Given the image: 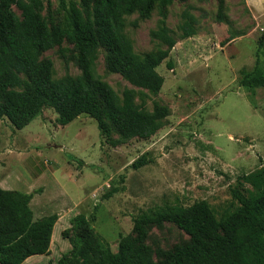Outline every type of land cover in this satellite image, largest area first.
Instances as JSON below:
<instances>
[{
    "label": "rangeland",
    "instance_id": "1",
    "mask_svg": "<svg viewBox=\"0 0 264 264\" xmlns=\"http://www.w3.org/2000/svg\"><path fill=\"white\" fill-rule=\"evenodd\" d=\"M43 3L42 16L49 20L50 14L54 24L64 25L61 1ZM224 7L221 21L215 0L174 2L165 15L156 4L149 19L140 20L136 13L125 17L124 33L139 56L165 49L151 38L163 20L176 40L169 57L156 68L163 78L161 90L146 99L149 111L154 104L169 110L149 139L112 147L109 141L118 139L114 130L110 138L102 137L86 115L60 126L50 107L19 131L0 119V188L33 193L34 220L58 216L49 254L30 257L27 264L56 263L66 254L71 246L63 234L69 233L71 219L78 214L95 217L90 229L112 252L143 212L204 200L220 214L234 203L231 191L237 177L264 164V88L241 85L244 76H264V48L258 49L264 0H224ZM183 13L196 20V33L187 39H181ZM76 54L64 41L41 59L52 62L53 79L77 78L81 72ZM104 57L100 50L96 75L118 96L125 89L147 93L109 73ZM142 156L148 163L133 169L132 163ZM113 187L120 192L102 199ZM188 239L174 225L164 224L150 230L146 244L152 250H170Z\"/></svg>",
    "mask_w": 264,
    "mask_h": 264
},
{
    "label": "trees",
    "instance_id": "2",
    "mask_svg": "<svg viewBox=\"0 0 264 264\" xmlns=\"http://www.w3.org/2000/svg\"><path fill=\"white\" fill-rule=\"evenodd\" d=\"M60 1L66 9L64 25L54 24L50 14L49 20L42 16L43 0H0V119L19 131L50 107L60 126L86 115L96 122L102 137L110 138L114 130L118 139L109 141L112 147L155 135L169 110L154 104L149 111L146 99L148 93L156 96L161 90L163 78L156 68L169 57L176 40L163 20L151 38L165 49L139 56L124 33L125 17L136 13L140 20L149 19L156 4L165 15L174 2L187 0H79L67 5ZM215 1L221 21L224 0ZM182 16L181 39H187L196 33V20L187 13ZM64 41L75 47L81 74L55 80L52 62L41 56ZM262 48L264 32L258 42V49ZM100 50L109 73L147 93L125 89L118 96L102 82L95 72ZM167 66L173 68L170 61ZM241 85L264 88V76H244ZM147 163L142 156L131 167L139 169ZM118 192L113 187L102 199ZM231 196L234 203L220 214L204 200L143 212L133 220L131 234L120 237L116 252L91 231L95 217L78 214L71 219L69 233L63 234L71 249L49 264H264V164L238 176ZM32 198L33 193L0 188V264H22L49 254L58 216L34 220ZM164 224L184 232L188 241L170 250H152L146 244L149 232Z\"/></svg>",
    "mask_w": 264,
    "mask_h": 264
},
{
    "label": "crops",
    "instance_id": "3",
    "mask_svg": "<svg viewBox=\"0 0 264 264\" xmlns=\"http://www.w3.org/2000/svg\"><path fill=\"white\" fill-rule=\"evenodd\" d=\"M1 189H2V188H1ZM2 190H3V189H2ZM56 224H57V223H56ZM56 224H55V225H56ZM55 225H54V226H55ZM43 256H46V255H43ZM29 259H30V258L26 259L22 264H27V262L29 261Z\"/></svg>",
    "mask_w": 264,
    "mask_h": 264
}]
</instances>
